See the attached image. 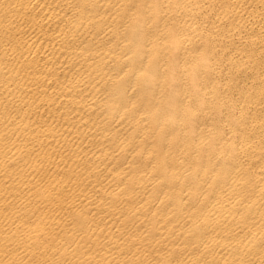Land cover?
<instances>
[{"label":"bare ground","instance_id":"1","mask_svg":"<svg viewBox=\"0 0 264 264\" xmlns=\"http://www.w3.org/2000/svg\"><path fill=\"white\" fill-rule=\"evenodd\" d=\"M0 264H264V0H0Z\"/></svg>","mask_w":264,"mask_h":264}]
</instances>
